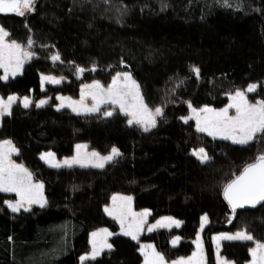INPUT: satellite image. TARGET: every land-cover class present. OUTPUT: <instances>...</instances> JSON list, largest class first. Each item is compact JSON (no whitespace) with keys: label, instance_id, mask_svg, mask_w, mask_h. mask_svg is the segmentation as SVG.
Segmentation results:
<instances>
[{"label":"trees","instance_id":"trees-1","mask_svg":"<svg viewBox=\"0 0 264 264\" xmlns=\"http://www.w3.org/2000/svg\"><path fill=\"white\" fill-rule=\"evenodd\" d=\"M229 3L37 0L35 11L24 16L0 13L9 39L24 46L33 40L35 53L19 77L0 79L1 96L34 101L28 108L16 104L2 118L0 141L11 140L19 149L13 160L43 182L46 199L43 207L14 213L4 201L16 195L0 192V264H143L142 243H152L172 262L195 251L204 215L206 264H217L213 235L241 229L254 241L224 242L221 254L234 264L251 262L249 248L255 240L264 242V205L233 213L224 187L264 145L215 140L194 121L180 119L189 116V103L220 109L229 103V93L264 82V0ZM56 53L60 60L54 62ZM117 72L131 73L146 104L164 109L153 129L129 125L117 110L105 117L57 109L59 96L78 98L83 84H107ZM41 74L67 80L42 90ZM250 97L264 99V88ZM42 99L48 104L37 107ZM78 144L101 155L116 147L121 154L103 168L54 169L41 158L45 152L72 157ZM200 147L210 161L193 155ZM115 194L131 196L137 211L149 209L150 222L170 216L181 226L144 233L139 241L122 236L104 210ZM102 228L113 234L112 249L82 262L91 252V234ZM176 236L180 242L174 247Z\"/></svg>","mask_w":264,"mask_h":264},{"label":"snow or ice","instance_id":"snow-or-ice-1","mask_svg":"<svg viewBox=\"0 0 264 264\" xmlns=\"http://www.w3.org/2000/svg\"><path fill=\"white\" fill-rule=\"evenodd\" d=\"M108 2V0H105ZM36 0H0V13H16L24 16L26 12L35 11ZM223 6L231 7L229 0H223ZM10 33L0 25V69H3V76L0 79L8 80L9 76L15 77L18 73H22L24 63L31 60L35 55L29 48L34 41L29 39L25 47L20 42L12 39L9 40ZM51 59L55 62L60 60L59 53L52 55ZM95 70V69H93ZM79 72H83V68H78ZM194 73L199 76L200 69L193 68ZM63 78L53 75L41 74V82L47 81L58 84ZM257 83H250L246 90L237 89L234 93H229L230 103L224 108L215 109L208 105L203 108L189 107L196 118V127L200 132L207 133L208 136L220 137L224 140H231L234 144L249 145L253 141H259L264 145V99L250 100L247 93H253L258 88ZM87 89L88 91H85ZM91 96L94 103L89 106L85 104V97ZM18 97L10 95L5 100L0 97V118L5 115L12 114V105ZM61 101L57 107H63L65 101L67 106L74 112H100V105L110 103L118 105L119 110L125 113L129 119L128 124L133 123L140 125L144 131H148L151 127H155L157 116L163 115L162 107L149 108L144 102V98L140 92L139 84L132 78L129 72H117L112 77L111 84L105 88L99 80H94L90 85H84L81 89V98L79 101L72 100L71 97H58ZM46 100H40L37 107L45 104ZM32 103L28 96L23 97V107L28 108ZM234 109V115L229 114V110ZM105 117L113 115L111 110L104 111ZM180 119L187 122L189 117H181ZM85 145H76L77 154L71 158H65L63 162L55 159V153H42L41 158L45 159L53 167H61V164L71 166L72 164H80L86 166L92 164L94 167L103 168L105 162L111 161L114 157L119 156L120 150L116 147L111 149L108 155H101L99 152L81 153V149ZM13 153H19V149L11 140L0 141V192L15 193L18 199L5 200L4 203L12 212L18 213L21 210L29 211L31 205L40 204L42 207L46 203L42 181H34L33 174L23 165L12 159ZM193 155L197 156L202 162L210 161L211 157L205 148L193 150ZM224 197L231 206L233 213L238 208L245 205H256L264 201V151L258 150V155L252 163H248L243 170L230 180L224 187ZM113 204L111 207L106 206L105 212L114 216L121 225L124 235L130 236L133 240L139 241V234L143 231L147 216L150 214L149 209H143L135 212L132 209V197L115 194L112 197ZM131 218V219H130ZM208 222L207 215L201 217V230L204 224ZM182 221L175 220L172 217H161L148 227L151 232L155 228H169L173 224L179 226ZM101 234L103 236L101 237ZM112 235L107 229H99L91 234L92 251L81 256L83 261L91 257L95 259L100 255L103 248H112L107 242V236ZM97 237H101L99 240ZM180 240L179 236L174 237L175 244ZM216 242V258L217 264H234L227 258L220 255L221 240H240L253 241L254 236L244 229L235 233H219L213 237ZM196 244V251L190 257H181L179 260L172 261V264H206L203 241L197 233V238L193 242ZM140 252L144 256V264H168L163 253L156 250L152 244H143ZM251 254V264H264V242L255 240V246L249 248Z\"/></svg>","mask_w":264,"mask_h":264},{"label":"rangeland","instance_id":"rangeland-1","mask_svg":"<svg viewBox=\"0 0 264 264\" xmlns=\"http://www.w3.org/2000/svg\"><path fill=\"white\" fill-rule=\"evenodd\" d=\"M36 2H37V0H36ZM26 13H28V12H26ZM25 13V14H26ZM5 14H16V13H5ZM17 15V14H16ZM8 39H9V37H8ZM10 40V39H9ZM25 47H29L28 45L27 46H25ZM33 48H34V46L32 45L30 48H29V50L30 51H32L33 52ZM35 57V55L32 57V59ZM31 59V60H32ZM31 60H27V61H25V63H24V66L27 64V63H29ZM24 68V67H23ZM2 72H3V69H0ZM23 71V70H22ZM4 74V73H3ZM22 73H18L15 77H12V76H9V79H11V78H16V77H19L20 75H21ZM76 77L77 78H81L82 77V74H77L76 75ZM60 78V77H59ZM63 79L61 80V82L60 83H58V84H53V83H50V82H47V81H45V82H43V84H42V82H41V85H42V90H45L46 89V86L47 85H59V84H61L63 81H65V80H67V78H64V77H62ZM93 82V81H92ZM92 82H89V83H85V84H83V86L84 85H90V84H92ZM111 82H112V80L109 82V83H107V84H105V83H102L101 82V84L105 87V88H107L110 84H111ZM259 86H258V88H257V90L255 91V92H253V93H247V95H248V97H249V99L250 100H253V102H255V100H259V99H252L250 96L251 95H253V94H255L259 89H261V87H263L264 88V82L263 83H257ZM82 86V87H83ZM82 87H81V89H82ZM85 91H88L87 89H85ZM140 92H141V90H140ZM142 94V93H141ZM17 96V95H16ZM143 96V95H142ZM0 97H3V96H1L0 95ZM18 97V99H17V101L16 102H14L13 103V105H12V108H13V106H15L16 104H21L22 106H23V98L22 97H19V96H17ZM59 97H61V96H59ZM62 97H69V96H62ZM5 100H7V98H5V97H3ZM30 98V97H29ZM72 98V100H75V101H79L80 100V98H81V92H80V95H79V97L78 98H73V97H71ZM144 98V97H143ZM31 99V101H32V103L30 104V106L29 107H31L32 105H33V103H34V101H33V99L32 98H30ZM47 102L45 103V104H43V105H41V106H39V107H44V106H46L47 104H48V100H46ZM85 104H87V105H89V106H91L93 103H94V101L92 100V98H91V96H86L85 97ZM144 102H145V99H144ZM146 103V102H145ZM229 103H230V97H229ZM228 103V104H229ZM38 104V103H37ZM36 104V105H37ZM61 104V101L58 99V105H60ZM192 108H195V107H193V106H191ZM210 107H212V106H210ZM100 108H101V111L100 112H93V113H86V112H79V113H77V112H74L70 107H68L67 106V101H65V103H64V106L63 107H57V109L58 110H64V109H66V110H69V111H71V112H73V113H75V114H80V115H85V116H95V115H103V112L104 111H108V110H111L112 112L113 111H120L119 110V106L118 105H111L110 103H104V104H101L100 105ZM150 108V107H149ZM203 108V107H202ZM212 108H214V107H212ZM224 108V107H223ZM153 109V108H152ZM197 109H199V108H197ZM215 109H218V108H215ZM221 109V108H220ZM121 112V111H120ZM163 112H164V109H163ZM121 113H123V112H121ZM124 115H126L125 113H123ZM229 114L230 115H234V109H230L229 110ZM5 116H9V115H5ZM4 116V117H5ZM127 116V115H126ZM163 116V115H162ZM162 116H157V118H156V120H157V123H158V121H159V119L160 118H162ZM128 117V116H127ZM187 117H189V119L187 120V122L188 121H194V123H195V125H196V118H195V115L192 113V110H191V108H190V113H189V116H187ZM128 119H129V117H128ZM1 120H2V118H0V124H1ZM184 121V120H183ZM185 122V121H184ZM157 123H156V125H157ZM133 124H135V123H133ZM135 125H137V124H135ZM138 126H140V125H138ZM141 127V126H140ZM154 127H151L149 130H151V129H153ZM196 129H197V127H196ZM200 132V131H199ZM201 133H204V132H201ZM204 134H206L207 135V133H204ZM209 137H211V136H209ZM211 138H213V137H211ZM215 140H223V141H228V142H231V143H233L231 140H224V139H221L220 137H216L215 138ZM234 144V143H233ZM80 145H85L86 147H84V148H82L80 151H81V153H91V152H93L94 150H91V149H89V147H88V145L87 144H80ZM235 145H239V144H235ZM45 153H48V152H45ZM53 153V152H52ZM15 153H13V155H14ZM76 154H77V148L75 149V154L72 156V157H74V156H76ZM13 155H12V159H13ZM195 156V155H194ZM118 156H116V157H114V159L113 160H111V161H107V162H105V165H104V167L107 165V164H109V163H111V162H113L116 158H117ZM197 159H198V157L197 156H195ZM66 158H71V157H66ZM55 159L56 160H58V161H61V162H63V160L65 159V158H63V159H60V158H58L56 155H55ZM49 167H51V168H54V169H58L57 167H53V166H51L48 162H46V160L45 159H42ZM64 167H94L92 164H87L86 166H81L80 164H72L71 166H67V165H64L63 163L61 164V167H59V168H64ZM94 168H97V167H94ZM33 180H34V178H33ZM35 181V180H34ZM10 194V193H9ZM11 194H14V195H16L15 193H11ZM43 194H44V189H43ZM120 195H122V196H127V195H123V194H120ZM44 197H45V195H44ZM16 199H18V197L16 196ZM15 199V200H16ZM46 200V199H45ZM112 204H113V201H111V204H110V206H108V207H111L112 206ZM46 205V203L44 204V206ZM35 207H42L40 204H33V205H31V209H33V208H35ZM30 209V210H31ZM132 209H133V211H135V212H140V211H137V210H135L134 208H133V198H132ZM21 211H24V210H21ZM142 211V210H141ZM107 215H108V217L110 218V219H113L114 221H116L117 222V224H118V226H119V228H120V232H119V234L120 235H122V236H126V235H124L123 234V232H122V230H121V225H120V222L114 217V216H111V215H109L108 213H107ZM150 216H151V212H150V214L147 216V218H146V222H145V225H144V229H143V231L139 234V238L144 234V233H152V232H154V231H156V230H159V229H171V228H178V227H180L181 226V224L179 225V226H176L175 224H173L171 227H169V228H155V229H153V231H151V232H149L148 231V227L150 226V225H152V224H155L156 223V221L155 222H150L149 221V218H150ZM166 217H170V216H166ZM208 217V216H207ZM172 218H174V217H172ZM131 219V218H130ZM175 220H178V219H176V218H174ZM158 220H160V219H158ZM157 220V221H158ZM208 222H209V220H208ZM208 222L206 223V224H204V227H203V229L201 230L200 229V232H199V235H200V237H201V239H202V241H203V245H204V231H205V229H206V227L208 226ZM102 229H107L108 230V232H110L111 234H112V232H111V230L110 229H108V228H102ZM96 232V231H95ZM221 233H231V232H221ZM219 234V233H218ZM217 234H215V235H213V237L214 236H216ZM103 236V234H101V237ZM101 237H97V239L99 240ZM113 237V234L112 235H110V236H107V242L110 244V239ZM127 237H129V238H131L130 236H127ZM213 237H212V241H213V244H214V247H215V254L217 253V249H216V242L213 240ZM132 239V238H131ZM91 241H92V236H91ZM254 241V240H253ZM253 241H240V240H231V241H229V240H221L220 241V249H219V251H220V255L222 256V254H221V250H222V244L224 243V242H253ZM179 242H180V240L179 241H177L175 244L173 243V241H172V246H174V247H176L178 244H179ZM90 244H91V251H92V243L90 242ZM143 244H152V243H142L141 245H143ZM153 245V244H152ZM112 249V248H111ZM111 249H109V248H103L102 250H101V252H100V255H98V256H96L95 257V259H97L98 257H100L101 256V254L103 253V252H105V251H109V250H111ZM197 249H196V244H195V251H196ZM204 252H205V246H204ZM91 253V252H90ZM223 257V256H222ZM86 260H94V259H92L91 257H89L88 259H85V260H83L82 262H84V261H86ZM177 260H179V259H177ZM205 260H206V253H205ZM216 262H217V258H216ZM144 264V263H143ZM168 264H172V262H168ZM249 264H251V262L249 263Z\"/></svg>","mask_w":264,"mask_h":264},{"label":"water","instance_id":"water-1","mask_svg":"<svg viewBox=\"0 0 264 264\" xmlns=\"http://www.w3.org/2000/svg\"><path fill=\"white\" fill-rule=\"evenodd\" d=\"M262 205H264V201H261L254 206L253 205H245L243 208H238L237 210H246V211L255 210V209L261 207Z\"/></svg>","mask_w":264,"mask_h":264},{"label":"crops","instance_id":"crops-1","mask_svg":"<svg viewBox=\"0 0 264 264\" xmlns=\"http://www.w3.org/2000/svg\"><path fill=\"white\" fill-rule=\"evenodd\" d=\"M110 206V205H109ZM106 214H107V212H106ZM90 242H91V236H90ZM144 263V262H143Z\"/></svg>","mask_w":264,"mask_h":264}]
</instances>
